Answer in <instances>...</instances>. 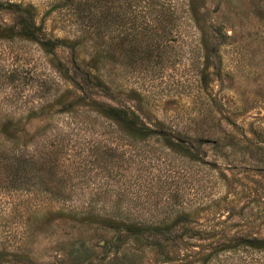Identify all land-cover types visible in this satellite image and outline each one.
I'll use <instances>...</instances> for the list:
<instances>
[{
  "label": "rangeland",
  "instance_id": "1",
  "mask_svg": "<svg viewBox=\"0 0 264 264\" xmlns=\"http://www.w3.org/2000/svg\"><path fill=\"white\" fill-rule=\"evenodd\" d=\"M8 1L32 4L50 36L81 40L75 51L80 58H70L69 48L57 53L68 65L96 66L105 87L92 88L95 95L85 94L82 104L95 99L135 110L146 124L180 132L185 140L126 139L81 113L86 105L67 117L53 104L70 85L50 58L33 43L1 39L3 117L40 110L44 119L31 120L27 131L43 123L65 125L68 150L56 176L45 175L42 183L36 177L22 189L0 188V264H99V256L104 264H264V252L219 251L214 243L264 237V150L254 149L264 146V11L252 0L203 1L205 25L222 24L230 35L219 47L221 58L189 55L197 31L188 22L177 57L117 58L113 30L99 42L85 21L53 0ZM9 19L0 13V27ZM93 52L107 57L91 58ZM12 68V79L3 75ZM179 143L192 156H184ZM49 187L65 193L51 195ZM183 214V230L195 235L184 237L191 246L168 247L165 257L149 247L137 252L134 240L103 248L114 235L110 222H170ZM215 249L219 253L208 263L199 260Z\"/></svg>",
  "mask_w": 264,
  "mask_h": 264
},
{
  "label": "trees",
  "instance_id": "2",
  "mask_svg": "<svg viewBox=\"0 0 264 264\" xmlns=\"http://www.w3.org/2000/svg\"><path fill=\"white\" fill-rule=\"evenodd\" d=\"M204 0H53L59 7H66L81 21H85L88 28L103 42L107 32L114 31L116 57L117 58H175L179 54L181 46L186 42L182 34L184 24L191 23L196 36L190 38L189 55L200 52L201 58H221L219 47L230 40V35L224 30L222 24L208 22V26L200 17V9ZM229 1L230 0H226ZM254 6L264 11V0H252ZM0 13H6L10 19L4 27H0V40L19 39L35 44L41 54L50 58V64L58 71L62 80L70 86L54 97L53 105L61 107V112L67 117H73L79 113L74 110L76 106L86 105L89 108L81 110V113L89 114L102 124H110L116 130V134L130 140L142 141L155 138L158 141L172 145L184 142L185 135L171 129L158 128L148 125L140 118L135 110L103 102L92 100L91 104H82L86 96L95 95L92 88H104L99 84L96 66L86 65V69L76 62H64L59 59V49L71 50L70 58H80L75 54L81 40L78 36L66 39L58 36H50L45 32L42 22L37 20L35 8L30 3L0 0ZM210 21V20H209ZM199 34V35H198ZM103 40V41H102ZM194 41V43H193ZM191 45V46H190ZM187 52V51H186ZM75 54V55H74ZM93 52L91 58H104ZM95 63V62H93ZM13 69H4L3 75L10 79L15 74ZM80 93L83 96H80ZM2 115V110L0 109ZM43 112H36L34 108L25 110L23 114L14 113L0 117V188L22 189L30 183H42L43 177L56 176L61 168V156L66 152L67 143L63 133L64 126L44 125L38 127L35 132H28V123L33 119H44ZM26 121L23 125V121ZM81 124L88 125V122ZM209 135V134H208ZM208 135H200L202 141H214ZM215 144H219L218 138H214ZM213 143V142H211ZM177 145H180L177 144ZM181 145H184L181 144ZM179 147L184 156H192L189 147ZM229 145V144H228ZM67 149V150H65ZM255 151L264 150V146L256 145ZM65 150V151H64ZM190 157V156H189ZM35 178V179H33ZM45 190V189H44ZM51 195H63V188L46 189ZM184 214L177 216L170 222L142 223L128 222L117 224L110 222L108 227L114 235L107 241L103 248L114 246L116 248L134 240L137 252L149 247L159 255H168V247L173 249L182 246H191L184 237L188 235L185 230ZM178 232L176 229L180 227ZM187 234V236H186ZM198 239H206V236H198ZM219 238L215 240L219 251H232L246 249L250 252H264V237L240 236L230 240ZM102 247V246H101ZM170 251V250H169ZM219 251H208L201 254L199 259L208 263ZM202 253V252H199ZM217 253V254H216ZM164 256V257H165ZM99 264H104V256L98 257Z\"/></svg>",
  "mask_w": 264,
  "mask_h": 264
}]
</instances>
